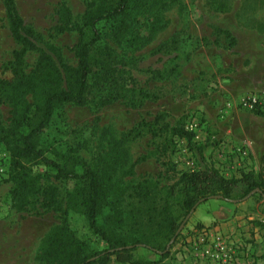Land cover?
Here are the masks:
<instances>
[{
  "label": "rangeland",
  "instance_id": "obj_1",
  "mask_svg": "<svg viewBox=\"0 0 264 264\" xmlns=\"http://www.w3.org/2000/svg\"><path fill=\"white\" fill-rule=\"evenodd\" d=\"M15 2L24 24L40 33L44 44L58 47L65 62L75 66L77 61L73 47L78 39L77 32L73 30L54 35L53 29L61 4L70 9L73 23L81 25L86 0ZM131 18L137 19L138 25H143V29L139 30L142 36L148 27L155 28L150 41L145 44L140 42L141 46L138 43L132 47L118 46L108 36L107 26H101L102 39L92 54L91 68H97L100 57L96 51L104 47L111 50L117 59L134 60L136 67H126V70L136 86L155 96V99L135 110L126 107L122 101L98 110L92 96L82 107L65 104L57 110L44 132L43 144L52 145L60 152L75 150L80 159L98 169L103 189L108 190L111 186L121 189L143 179H153L158 182L157 193L164 196L173 181L160 175L164 167L153 158L136 165L134 176L124 175L130 164L154 149L150 136L119 143L120 136L137 123L151 121L155 115L163 113L171 126L182 119L184 126L196 123V135L203 134L196 142L203 148L205 157L190 150L184 140H175L174 150L165 161L177 172L210 167L229 178L238 177L240 171H254L250 147L264 144V116L236 108L226 109L225 104L239 96L264 95V0H140L134 2ZM215 28L228 31L236 40V45L229 48L222 35L218 45H213ZM174 37L179 41L175 51L169 55L153 53L158 46ZM202 39L207 40L208 45H202ZM196 42L199 48L194 50ZM18 48L9 33L0 3V79L12 80L8 63L12 60V52ZM36 56L35 52L27 55L29 67L33 66ZM175 64L181 65L179 75L158 79L151 74V71H162ZM207 107L213 111L210 116H205ZM8 112L6 106H0V117L5 126L8 125ZM210 124L213 126L208 127ZM236 146L245 148L248 156L241 159L235 155L231 150ZM47 156L53 155L47 152ZM33 170L42 173L45 169L35 166ZM54 184L59 191V201L65 206L66 194L72 190L74 183L55 181ZM9 189L10 184L2 179L0 264H44L36 260L41 240L59 223L60 215L45 212L38 205L25 212H16L10 205ZM239 196L240 190L236 192V197ZM172 203L175 204L176 200L172 199ZM218 204L236 206L231 218L243 225L239 228L240 233L251 238L256 264H264V196L260 194L254 192L240 203L213 199L202 204L184 228L197 225L193 220L206 216L205 209H215ZM174 209L177 214V207ZM66 217L78 239L96 250L105 247V243L89 230L81 215L69 211ZM228 221L222 219L215 222ZM134 260L144 264L158 262L159 258L139 249L134 253Z\"/></svg>",
  "mask_w": 264,
  "mask_h": 264
},
{
  "label": "trees",
  "instance_id": "obj_2",
  "mask_svg": "<svg viewBox=\"0 0 264 264\" xmlns=\"http://www.w3.org/2000/svg\"><path fill=\"white\" fill-rule=\"evenodd\" d=\"M135 1L140 0H86L81 25L73 23L66 4L59 6L54 35L73 30L78 34L73 47L77 62L71 66L65 62L58 47L44 44L43 36L24 24L15 0H0L9 33L19 46L12 52V60L8 63L12 80L0 79V106L9 109L7 126L0 117V148L9 156L6 177L2 179L10 184L8 197L16 212H25L38 205L45 212L60 215L59 223L41 240L36 257L40 263L141 264L133 262L134 253L139 249L159 258L158 262L144 264L159 263L169 255L166 246L192 209L195 212L199 205L213 199L244 202L256 189L259 193L255 194L264 196V153L257 173L240 171L238 177L227 178L210 167L177 172L165 161L173 152L176 139L184 140L188 148L200 156L203 148L194 141L195 132L185 129L182 119L171 126L163 113L155 115L151 121L137 123L120 136L119 143L150 136L154 149L130 164L124 175L134 176L136 165L153 158L164 167L160 175L173 181L164 196L157 193L158 182L153 179H143L121 189L114 186L103 189L98 169L80 159L75 150L60 152L52 145L43 144L44 132L57 110L65 104L82 107L92 96L98 110L117 101L135 110L155 99L137 87L126 70V67H136L134 60L117 59L104 47L96 51L100 57L97 68H91L92 54L102 39L101 26H107L108 36L118 46L132 47L137 43L141 46V43L150 41L155 28L148 27L142 36L139 30L143 25L131 18ZM214 33L213 45H218L221 35L229 48L236 45L228 31L215 28ZM201 42L208 45L205 39ZM178 43V38L174 37L153 53L169 55L177 49ZM198 46L196 42L193 49ZM30 52L37 55L31 67L26 61ZM180 72L181 65L175 64L162 71H151V74L166 79ZM47 152L53 156L48 157ZM35 166H42L45 170L37 173L33 170ZM55 181L74 183L66 194L65 206L59 201ZM238 190L239 198L236 197ZM172 199L176 200L175 204ZM174 207H177V214ZM69 211L85 219L89 230L105 243L103 249L96 250L77 238L66 217Z\"/></svg>",
  "mask_w": 264,
  "mask_h": 264
},
{
  "label": "built area",
  "instance_id": "obj_3",
  "mask_svg": "<svg viewBox=\"0 0 264 264\" xmlns=\"http://www.w3.org/2000/svg\"><path fill=\"white\" fill-rule=\"evenodd\" d=\"M225 108L264 114V95L232 98L226 102ZM185 129L195 132L197 124L190 122ZM231 151L241 159L248 156L243 147L236 146ZM8 157V153L0 148V179L6 177ZM242 226L234 227L221 222L187 226L168 250L169 255L159 263L150 264H256L251 238L240 233Z\"/></svg>",
  "mask_w": 264,
  "mask_h": 264
},
{
  "label": "crops",
  "instance_id": "obj_4",
  "mask_svg": "<svg viewBox=\"0 0 264 264\" xmlns=\"http://www.w3.org/2000/svg\"><path fill=\"white\" fill-rule=\"evenodd\" d=\"M202 108L204 107V104H202V105H200ZM210 112H213L212 110H211V108L210 107H207L206 108V112H205V116H210L211 115V113ZM210 123V122H209ZM210 126H213L212 124H210V125H208V127H210ZM210 129V128H209ZM196 132V131H195ZM210 133H212V131H210ZM201 135H203V134H199V135H196V133H195V137H194V141L196 142V140L197 139H199V137L201 136ZM202 137V136H201ZM219 136H216V138H218ZM258 140H261V139H258ZM197 143V142H196ZM199 145V144H198ZM258 145H260V146H252V147H250V155H251V157H252V162L254 163V172L255 173H257L258 172V168H259V165H260V159H261V156L263 155V153H264V144L263 143H259ZM202 155L205 157L206 155L203 153V150H202ZM207 158V157H206ZM211 202V200H209V201H207V202H205V203H210ZM205 203H203V204H205ZM227 205H229V206H226V207H224V206H222V205H219L218 204V206L215 208V209H210V208H207V209H205V212H204V215H206V216H204V217H201V218H197V219H192L195 223H197V224H200V225H210V224H212L213 222H215V221H221L222 219L223 220H230V221H228V222H223V223H227V224H230V225H232V226H234V227H237L238 225H240V223L239 222H237V221H235V218H231L232 216H233V214H234V208L236 207V206H232V205H230V204H227ZM200 206H202V204L201 205H199L198 207H197V209L200 207ZM233 207V208H232ZM196 209V210H197ZM196 210H195V212H196ZM194 212V213H195ZM193 213V214H194ZM193 214H192V216H193ZM225 217V218H224Z\"/></svg>",
  "mask_w": 264,
  "mask_h": 264
},
{
  "label": "water",
  "instance_id": "obj_5",
  "mask_svg": "<svg viewBox=\"0 0 264 264\" xmlns=\"http://www.w3.org/2000/svg\"><path fill=\"white\" fill-rule=\"evenodd\" d=\"M254 192H258L259 193V190H255V191H253V192H251L249 195H248V197L251 195V194H253ZM229 202H232V201H229ZM194 213V209H192L191 211H190V213L186 216V218H185V220L183 221V223L182 224H180V226H179V228H178V230H177V232H176V234H175V236H174V238H172L171 240H170V242L167 244V246H166V250L168 251L169 250V248L172 246V244L174 243V240H175V237L182 231V229L184 228V225H185V223L187 222V220L191 217V215Z\"/></svg>",
  "mask_w": 264,
  "mask_h": 264
}]
</instances>
